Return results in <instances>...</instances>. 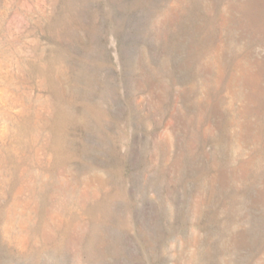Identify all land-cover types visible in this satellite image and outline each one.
Listing matches in <instances>:
<instances>
[{
	"label": "rangeland",
	"instance_id": "rangeland-1",
	"mask_svg": "<svg viewBox=\"0 0 264 264\" xmlns=\"http://www.w3.org/2000/svg\"><path fill=\"white\" fill-rule=\"evenodd\" d=\"M0 264H264V0H0Z\"/></svg>",
	"mask_w": 264,
	"mask_h": 264
}]
</instances>
